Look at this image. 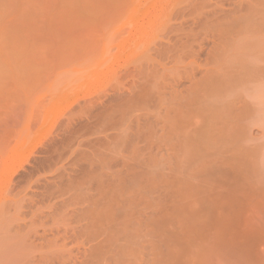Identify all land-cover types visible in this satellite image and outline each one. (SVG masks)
Masks as SVG:
<instances>
[{
	"label": "rangeland",
	"instance_id": "374dc122",
	"mask_svg": "<svg viewBox=\"0 0 264 264\" xmlns=\"http://www.w3.org/2000/svg\"><path fill=\"white\" fill-rule=\"evenodd\" d=\"M263 132L264 0H0V264H262Z\"/></svg>",
	"mask_w": 264,
	"mask_h": 264
},
{
	"label": "bare ground",
	"instance_id": "6f19581e",
	"mask_svg": "<svg viewBox=\"0 0 264 264\" xmlns=\"http://www.w3.org/2000/svg\"><path fill=\"white\" fill-rule=\"evenodd\" d=\"M227 65V64H226ZM231 65V64H230ZM230 65H228V66H230ZM235 65V64H234ZM231 67V66H230ZM222 68V67H221ZM221 68H220V70L219 71H221ZM218 69V68H217ZM239 70V69H238ZM223 71V70H222ZM218 72V71H217ZM224 72V71H223ZM219 74H218V76L219 75H221V74H223V73H221V72H218ZM227 73V72H226ZM217 76V74H216V78L218 77ZM223 76V75H222ZM225 76V75H224ZM230 76V75H229ZM214 77V76H213ZM220 77V76H219ZM215 78V77H214ZM227 78V77H226ZM225 78V79H226ZM223 80V79H222ZM219 81V80H218ZM231 81V80H230ZM217 83V82H216ZM225 85V84H224ZM216 88V87H215ZM219 89V88H218ZM219 91V90H218ZM218 91H216V92H214V95L212 94V96H210V98H209V95H206V97H207V99H209V101H207V102H205V103H207V104H204V105H206V106H204V107H206L207 108V110H213L212 108H215V107H219V109H220V112L218 113V114H213L211 117H210V119L212 120V122L213 123H215L216 125H217V127L215 128V130L218 132H216L217 134H220V135H222V137H223V135H227L228 136V134L227 133H229L231 130H233V128H234V126L236 125V124H238V123H242V121L243 120H241V119H239L238 118V116L236 115H233L232 114V111L233 110H235L236 108L238 109L239 108V99H240V96H238V95H236V94H234V93H227L226 91V93L225 94H223V91H222V96H220V97H218L219 95H221L220 93H221V91H220V93L218 92ZM237 93V92H236ZM210 94V93H209ZM215 94H218V95H215ZM232 94V95H231ZM234 94V95H233ZM240 95V94H239ZM242 97V96H241ZM250 98V97H249ZM255 98V97H254ZM254 98H250V101L252 102V101H254ZM189 101V100H188ZM197 102H195V104H196ZM234 104L235 105V107L237 106L236 105V103L238 104V106L235 108V109H231V110H229V107L230 108H234V105H232V104ZM253 103V102H252ZM194 104V105H195ZM223 106H222V105ZM230 104L232 105V106H230ZM198 105V104H197ZM200 105V104H199ZM219 105V106H218ZM220 105H221V107H220ZM225 105H226V107H225ZM254 105V104H253ZM202 106V105H201ZM209 107V108H208ZM224 108V109H226V110H228L227 111V113L225 112V110H222L221 108ZM196 108V107H195ZM202 108V107H201ZM205 109V108H204ZM199 110V109H198ZM198 110H195V111H198ZM200 110H202V109H200ZM206 110V111H207ZM224 113H223V112ZM230 111H231V113H230ZM229 112V113H228ZM201 113H203V112H201ZM212 113V112H211ZM198 113H196V115H197ZM230 114H232V115H230ZM194 115H195V113H194ZM201 115V114H200ZM199 114H198V117L197 116H195L196 118H195V123H198V120L201 118H199V116H200ZM211 115V114H210ZM257 115H258V113H257ZM256 115V116H257ZM224 118V119H223ZM223 119V120H222ZM192 120H194V117H193V119ZM191 120V121H192ZM201 120V119H200ZM203 120V119H202ZM206 120V119H205ZM195 123H194V125H195ZM201 123V122H200ZM209 123V122H208ZM213 123H212V125H213ZM256 123V122H255ZM199 124V123H198ZM197 125V124H196ZM256 125V124H255ZM189 126H192L193 127V125H189ZM259 126V125H258ZM250 127V126H249ZM213 128V127H212ZM190 129V128H189ZM193 129V128H192ZM199 130V129H198ZM234 130H236L235 128H234ZM233 130V131H234ZM210 131V130H209ZM241 131V130H240ZM231 133V132H230ZM234 133V132H233ZM238 133V132H237ZM216 134V135H217ZM215 135V134H214ZM232 135V134H231ZM234 135V134H233ZM233 135H232V140H233ZM240 135V134H239ZM242 135H243V133H242ZM242 135H241V137H242ZM195 136V135H194ZM218 136V135H217ZM230 136V135H229ZM238 136V135H237ZM263 136H264V132H263ZM185 137H189V131L187 130V132H186V134H185ZM196 137V136H195ZM225 137V136H224ZM241 137L239 138V139H241ZM238 138V137H237ZM246 138H248V137H246ZM198 139V138H197ZM223 139V138H222ZM186 140H188V138L186 139ZM217 140H219V138L217 139ZM228 140V139H227ZM231 140V141H232ZM236 140H238V139H236ZM249 140H250V143L251 142H254L253 140H251V139H248V140H244V141H242V142H240L239 140V142L236 144V147H233V148H231V146L229 145L230 143L228 142V141H226V139L224 140V142H221V141H219L220 143V145H222L223 147H221V149L222 150H217V151H215V153H216V155L218 156L219 155V157H220V160H223V161H225V160H227L228 162H230V161H236L237 159H239V160H242L243 158H246V152H248V151H254L255 150V152H256V150H260V148H259V146L258 145H260V146H262V144H260V143H254L253 145H250V144H248L247 142H249ZM223 141V140H222ZM230 141V142H231ZM234 142V141H233ZM232 142V143H233ZM186 143H188V141H186ZM185 143V144H186ZM222 143H224L225 145H223ZM231 143V144H232ZM216 144H218L217 142H216ZM229 145V146H227V147H225L226 145ZM235 144V143H234ZM233 144V145H234ZM190 145V144H189ZM219 146V145H218ZM218 146H217V148H218ZM189 147V146H188ZM216 148V147H215ZM259 148V149H258ZM223 149H225V150H223ZM186 150V149H185ZM187 151V150H186ZM187 153V152H186ZM186 153H185V155H186ZM212 153V152H211ZM215 153H214V155H215ZM262 153V152H261ZM252 154V153H251ZM255 154V153H254ZM257 154H259V153H257ZM247 155H250V153H247ZM256 155V154H255ZM254 155V156H255ZM248 157V156H247ZM255 160H256V164H255V168H256V175H255V178L253 177V178H250V179H248L249 181H248V183L252 186V188L253 189H255V190H261V191H264V155L263 154H259V155H257V158H254ZM219 160V159H218ZM215 162V161H214ZM217 162V161H216ZM233 163H235V162H233ZM216 164V163H215ZM220 163H218L217 165H219ZM231 164V163H230ZM255 168H254V170H255ZM216 169V168H215ZM231 169V168H230ZM253 170V171H254ZM259 200V199H258ZM252 203V202H251ZM251 203H249V204H251ZM253 204V203H252ZM255 205V204H254ZM253 205V206H254ZM245 209V208H244ZM249 209H250V207H249ZM244 218H243V223H242V227H241V229H242V232H249V233H257V234H259V235H264V201H262L261 202V200H260V202H256V206H254L252 209H250V210H248L247 212H246V214H244V216H243ZM239 234V233H238ZM236 236V235H235ZM262 237V236H261ZM262 241V240H261ZM197 252H200V253H198V254H200L201 255V259L203 260V263L204 264H238V263H236L235 261H233V259H231V257L229 256V255H227L226 254V252H223V251H221V249L219 250V248H218V250L217 249H215V247L214 248H212V247H210V248H208V249H206V248H204V249H200V251L198 250ZM197 252H196V254H197ZM256 256L258 257V259L261 261V263L262 264H264V241H263V243L261 242V244L258 246V248H257V250H256ZM197 254V255H198ZM234 254V253H233ZM255 255V254H254ZM199 257V256H198ZM192 259V258H191ZM195 259H196V257H195ZM256 259V258H255ZM199 261V260H198ZM238 262V261H237ZM241 262V261H240ZM239 262V263H240ZM259 262V261H258Z\"/></svg>",
	"mask_w": 264,
	"mask_h": 264
}]
</instances>
